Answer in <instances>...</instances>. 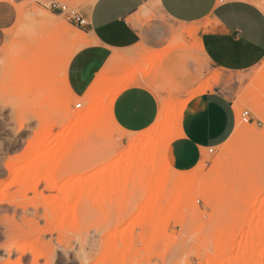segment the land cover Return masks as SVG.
<instances>
[{
    "label": "rangeland",
    "instance_id": "obj_1",
    "mask_svg": "<svg viewBox=\"0 0 264 264\" xmlns=\"http://www.w3.org/2000/svg\"><path fill=\"white\" fill-rule=\"evenodd\" d=\"M255 1L264 9V0ZM50 4L0 0V264H264V94L254 92L264 86V58L245 71L215 69L197 32L161 17L153 33L162 48L142 43L140 58L119 59L117 74L106 67L98 81L101 112L74 131L73 118L91 107L86 92L98 77L87 84L85 75L80 88L74 83L70 63L87 35ZM154 19L146 16V22ZM140 66L160 102L158 115L168 104L175 119L183 116L189 100L217 89L234 103L235 129L243 126L241 137L229 143L233 132L213 152L205 150L197 166L177 170L198 185L154 237L145 201L156 180L149 171L171 174L161 143L165 119L157 116L142 131L153 129L149 146L158 144L152 164H143L144 150L132 146L141 132L117 124L116 99H109L133 83ZM245 109L256 122L241 119ZM182 116L170 125L173 134ZM218 172L220 190L207 192L200 182ZM173 190L170 184L166 196ZM165 206L163 200L157 208ZM129 232L133 260L110 262Z\"/></svg>",
    "mask_w": 264,
    "mask_h": 264
},
{
    "label": "crops",
    "instance_id": "obj_2",
    "mask_svg": "<svg viewBox=\"0 0 264 264\" xmlns=\"http://www.w3.org/2000/svg\"><path fill=\"white\" fill-rule=\"evenodd\" d=\"M50 1L68 2L86 20L87 24L80 27L87 35L85 45L70 63L72 79L79 88L87 78V84L102 78L108 66L117 74L119 59L124 55L140 58L142 43L151 50H160L163 45L154 33L161 17L190 27L187 33L197 32L202 53L215 69L245 71L264 58V9L255 0ZM146 16L155 19L146 22ZM133 68L136 66H128L127 71ZM133 78L112 106L117 124L130 133L150 128L160 110L158 97L148 86L149 79L142 72ZM117 79L122 80L123 75L118 74ZM236 123L234 103L223 91L213 89L192 98L183 111V134L166 148L168 162L178 171L194 168L205 150L214 151L231 137Z\"/></svg>",
    "mask_w": 264,
    "mask_h": 264
},
{
    "label": "bare ground",
    "instance_id": "obj_3",
    "mask_svg": "<svg viewBox=\"0 0 264 264\" xmlns=\"http://www.w3.org/2000/svg\"><path fill=\"white\" fill-rule=\"evenodd\" d=\"M134 73L135 72H133V74ZM99 79L100 78L98 77V79L92 84L90 89L86 92V95L91 98V103H92L91 107L88 108L84 114L82 115L77 114L73 118V124H74L73 130L74 131L76 129H80L82 124L90 122L93 119H95L98 116V114H100L101 112V105L103 102V97L101 96L100 94L101 92L99 91V87H98ZM263 85H264V81H263ZM261 86L260 88L256 89L257 91H254L256 95L257 93L258 95L264 94V86L262 87ZM116 90H118V88H116ZM115 97L116 96L113 95L109 99L115 100L116 99ZM167 105L163 107V111L161 112L160 115H158L159 116L158 121L159 119H161V117L165 119V122H163L165 123L164 124L165 129H163L161 143L162 145L163 144L165 145L164 157H163L164 163L166 165V168L168 169V172H171V174H168V173L160 174L159 172L157 173V171L153 168L151 169V171H149V174H148L149 177L153 178L155 176L156 180L152 182L151 192L147 194L146 201H145L146 205H145V216L144 217L146 216L149 217V219H147V217L146 219L148 220V224L151 227L150 229L152 230L151 231L152 233L150 236H153V237L158 235V232H156V226L166 225L171 219H173L172 216H177L180 214V210L183 205V198H184L185 193L188 192L190 188L194 187L195 185H198L196 184L197 182L194 181V178L192 177V175L188 174L187 172L186 173L178 172L170 165V163L168 162L166 158L167 146L171 143L172 140H174L179 135L183 134L182 128H180L176 134H173L172 131L170 130L171 124H176L178 123L177 121H180V118L182 116V111L178 114L179 116L177 115L176 117L177 121H175L176 120L175 116L174 114L170 113V110H168ZM75 126H77L76 129H75ZM239 127L243 128V126H238L235 129L231 137L232 141H230L229 143H232L235 139L241 137L240 134L239 135L237 134ZM153 131H154L153 129L151 130L149 129L147 133L141 132L140 134H138L136 141H134L132 145L133 148L135 149L144 150V153L140 157L141 163L143 164H152L153 162L152 157L155 154L156 149H157L158 144L153 145V146L151 144L149 146L150 144L149 142L153 139L152 138ZM145 183L147 184V182ZM222 183H223L222 177L220 175V172H218V173H214V175L211 176V178L204 179L203 181H201L200 186L206 189L207 192L218 191L220 190ZM170 184L174 186V190L172 191V194L170 196H166V192H167L166 189L168 188ZM101 186L103 187V184H101ZM163 200L166 202V206L161 209H158L157 208L158 203H161ZM142 219H143V222H145L144 220L145 218H142ZM145 223L147 224V221ZM131 236H132V232H129L128 237L125 240V244L123 248L112 249L111 253L108 256V259L110 262L126 263L128 261L133 260L134 256L137 253V249L135 246H133L132 239L128 240V238Z\"/></svg>",
    "mask_w": 264,
    "mask_h": 264
},
{
    "label": "built area",
    "instance_id": "obj_4",
    "mask_svg": "<svg viewBox=\"0 0 264 264\" xmlns=\"http://www.w3.org/2000/svg\"><path fill=\"white\" fill-rule=\"evenodd\" d=\"M51 8L54 11L59 12L60 14L66 15L68 20L72 23L75 24L78 27H83L85 26L86 20L84 18H82L78 11L74 8H71L68 4L66 3H61L58 1H53L50 4ZM82 104L78 103L76 105V107H81ZM240 117L243 121L247 122V123H254L256 122V119L253 117L252 112L249 109H245L241 112ZM261 124V123H260ZM210 152H213V150H211Z\"/></svg>",
    "mask_w": 264,
    "mask_h": 264
}]
</instances>
